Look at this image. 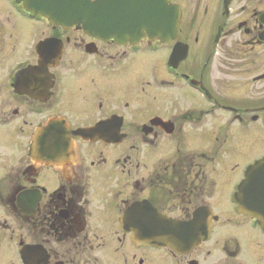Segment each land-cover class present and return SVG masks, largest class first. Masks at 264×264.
Here are the masks:
<instances>
[{
	"label": "flooded vegetation",
	"instance_id": "af4514ba",
	"mask_svg": "<svg viewBox=\"0 0 264 264\" xmlns=\"http://www.w3.org/2000/svg\"><path fill=\"white\" fill-rule=\"evenodd\" d=\"M169 5L131 44L0 0V264H264V0ZM153 218L203 236L136 244Z\"/></svg>",
	"mask_w": 264,
	"mask_h": 264
},
{
	"label": "water",
	"instance_id": "95a60500",
	"mask_svg": "<svg viewBox=\"0 0 264 264\" xmlns=\"http://www.w3.org/2000/svg\"><path fill=\"white\" fill-rule=\"evenodd\" d=\"M34 16L42 17L63 29L74 25L103 40L136 44L146 33L150 40L170 43L176 36L180 11L169 5V0H16ZM40 44L39 47H41ZM43 46V45H42ZM38 47V48H39ZM178 47L170 57L171 66L182 61ZM264 163V160L260 162ZM128 223L131 219L124 218ZM198 220L178 222L164 218L151 219L135 225L145 233L135 234L136 244L167 248L183 254L193 248L203 236L196 233ZM149 231V232H148Z\"/></svg>",
	"mask_w": 264,
	"mask_h": 264
}]
</instances>
